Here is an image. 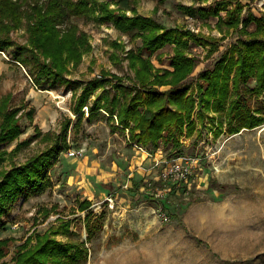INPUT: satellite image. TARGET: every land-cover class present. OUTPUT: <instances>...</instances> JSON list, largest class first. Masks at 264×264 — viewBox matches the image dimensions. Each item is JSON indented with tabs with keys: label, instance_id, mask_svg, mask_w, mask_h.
I'll return each mask as SVG.
<instances>
[{
	"label": "rangeland",
	"instance_id": "374dc122",
	"mask_svg": "<svg viewBox=\"0 0 264 264\" xmlns=\"http://www.w3.org/2000/svg\"><path fill=\"white\" fill-rule=\"evenodd\" d=\"M111 5L117 0H107ZM242 14L264 13V0H239ZM213 0H130L137 13L151 15L166 27L180 25L216 39V49L189 42L187 51L194 67L185 77L196 95L200 71L212 68L221 53L233 43L235 31L219 32L216 17L202 19L181 12L177 5L206 6ZM131 13L130 9L126 11ZM88 34L91 49L67 76L86 81L109 70L131 75L124 50L140 44L136 37L121 33L111 21L95 23L73 17ZM253 24L250 25V28ZM14 43L26 41L20 26L10 32ZM120 41L123 50L111 42ZM13 47L0 50V95L11 93L12 105L34 107L33 119L21 115L22 131L13 141L0 145L10 151L16 142L28 139L13 155L6 154L0 168L20 163L47 145L36 136L57 132L66 117L68 147L48 169V185L38 194L19 198L13 205L0 237H12L0 260L12 264L15 245L31 233L56 225L57 216L69 219V231L59 239L83 240L88 254L79 264H264V122L235 133L222 131L214 136L209 122L196 119L191 133L186 127L179 146L171 142L142 146L128 140L127 130H111L108 120L87 119V108L76 123L71 110L72 90L62 85L36 88L27 69L12 58ZM117 53L120 60H113ZM146 55V53H143ZM172 45L166 44L150 56L155 67H168ZM253 80L249 81L252 86ZM167 86H159L165 89ZM78 89V88H77ZM78 92V90H77ZM253 101L264 114V90ZM87 199L92 217L101 215L102 226L86 239L84 215L78 209ZM49 209L47 217L44 210Z\"/></svg>",
	"mask_w": 264,
	"mask_h": 264
},
{
	"label": "trees",
	"instance_id": "16d2710c",
	"mask_svg": "<svg viewBox=\"0 0 264 264\" xmlns=\"http://www.w3.org/2000/svg\"><path fill=\"white\" fill-rule=\"evenodd\" d=\"M129 2L117 0L111 5L107 0H0V50L13 47L14 62L27 69L36 88L62 85L71 89V110L76 123L86 106L88 120L103 117L111 130L123 133L127 130L128 140L142 146L155 147L160 140L179 146L184 125L187 133L195 128L194 114L200 125L204 120L209 122L214 136L264 122V114L251 101L264 90V13L242 14L243 4L239 0H213L206 6L177 5L181 12L192 17H216L214 27L219 32L237 34L212 68L198 73L194 96L192 86L183 82L195 64L187 51L189 42L208 46L209 54L216 49L215 37L180 25L166 27L151 15L137 13ZM73 17L95 23L111 21L121 33L138 38L140 44L124 50L121 57L131 75L102 69L99 75L83 82L69 78V68L77 67L83 54L91 49L88 34L71 20ZM20 26L26 31V41L17 44L10 32ZM111 44L115 50L124 49L120 41L113 40ZM166 44L172 45L170 68L155 67L150 56ZM110 55L114 61L120 60L117 53ZM250 80L254 81L252 86L248 84ZM162 85L167 87L159 89ZM11 98L10 92L0 95V145L17 139L22 131L21 115L33 119L34 107L24 111V105H12ZM70 122V117L62 120L57 132H42L34 125L36 136L47 141V145L20 163L0 168V229L19 198L46 189L48 169L69 146ZM27 142L28 139L16 142L10 151L0 148V163L6 154H15ZM89 205L87 199L78 204V209L87 210L83 218L86 239L102 226L101 215L93 218L92 211L87 209ZM43 210V216L47 217L50 210ZM56 219V225L41 233L32 231L15 245L12 264H79L86 260L88 251L83 240L57 237L69 231V219L60 216ZM12 239L0 237V258L6 255L5 248ZM0 264L7 261L0 260Z\"/></svg>",
	"mask_w": 264,
	"mask_h": 264
}]
</instances>
